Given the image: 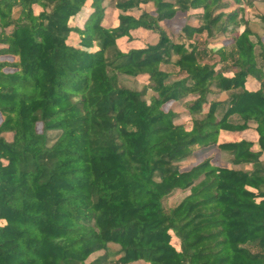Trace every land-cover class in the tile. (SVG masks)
Returning <instances> with one entry per match:
<instances>
[{"label":"trees","instance_id":"obj_1","mask_svg":"<svg viewBox=\"0 0 264 264\" xmlns=\"http://www.w3.org/2000/svg\"><path fill=\"white\" fill-rule=\"evenodd\" d=\"M263 5L0 0V264H264Z\"/></svg>","mask_w":264,"mask_h":264},{"label":"rangeland","instance_id":"obj_2","mask_svg":"<svg viewBox=\"0 0 264 264\" xmlns=\"http://www.w3.org/2000/svg\"><path fill=\"white\" fill-rule=\"evenodd\" d=\"M147 10L150 9L149 6H147L146 8ZM261 10L264 12V5L261 7ZM90 10L88 9H83L81 11V13H79V15L77 16L76 18V23L79 25V26H83V23H84V20L88 17V14H89ZM184 21H182V24H183ZM179 24L180 22L178 21H175L173 22L172 26H173V31L174 32H178L179 31ZM253 31L257 34V35H263L264 34V26L259 23L258 21H256L255 23H253L251 25ZM133 37L135 38V40L132 42V44L134 46H143L144 44L146 43H153L156 41V37L153 36V35H144V34H141V33H136L133 35ZM126 86H129V87H132V88H138L140 89L141 88V85L137 84L136 82H134L133 80H129V81H126L125 82ZM248 87L252 90H255L258 88V85L251 82L249 83ZM252 128H254V126H252ZM245 137L249 140H252V141H256L257 140V134L254 130H250L248 131L246 134H245ZM7 139L10 141L12 139L11 135L7 137ZM201 158H204V155H201V157H198L195 161H192L191 163H189V167L192 166L193 164L197 163V162H200L202 159ZM181 199V197L179 198V200ZM179 200H170L168 201V204L169 205H172L174 204L176 201H179ZM112 250L113 251H118L119 250V247L116 246V245H112L111 246ZM98 256V254L92 256L89 261L95 259L96 257ZM132 264H146L144 263L143 261H138V262H135V263H132Z\"/></svg>","mask_w":264,"mask_h":264}]
</instances>
